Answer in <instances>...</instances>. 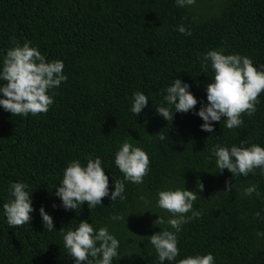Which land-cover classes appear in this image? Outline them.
<instances>
[{"label": "trees", "instance_id": "1", "mask_svg": "<svg viewBox=\"0 0 264 264\" xmlns=\"http://www.w3.org/2000/svg\"><path fill=\"white\" fill-rule=\"evenodd\" d=\"M180 25L191 35L181 34ZM26 41L46 59L62 60L68 79L50 90L54 103L47 113L13 116L0 105V264H75L63 235L82 220L118 239L112 264H161L149 237L174 229L153 223L171 216L158 207V193L184 187L197 192L193 207L202 215L182 225L179 255L163 264L209 253L214 264H264V174L259 168L247 176L221 172L211 151L242 143L264 147V92L256 113L242 114L239 128L228 129L222 117L207 132L196 114L214 79L211 62L202 67L209 50L264 65V0H196L183 7L176 0H0V70L7 51ZM176 78L198 100L187 113H175L164 101ZM137 91L149 99L139 116L130 111ZM161 104L171 107L173 121L157 114ZM161 130L164 140L156 135ZM125 140L150 157L143 183L125 180L115 164ZM96 157L109 177V196L92 209L85 202L66 210L56 195L65 168ZM115 180L125 183L123 200H111ZM14 182L28 185L34 208L30 223L15 227L3 208L13 199ZM251 185L259 195H243ZM41 207L53 218L51 231Z\"/></svg>", "mask_w": 264, "mask_h": 264}, {"label": "clouds", "instance_id": "2", "mask_svg": "<svg viewBox=\"0 0 264 264\" xmlns=\"http://www.w3.org/2000/svg\"><path fill=\"white\" fill-rule=\"evenodd\" d=\"M178 6L195 4L196 0H176ZM181 34L191 35L183 25L178 27ZM211 62L214 70V79L206 86L207 104L202 106L196 113L204 123L202 130L213 132V122H220L226 117L224 124L228 129L239 128L243 124L242 114L253 116L260 103L259 95L264 92V65L258 69L254 66L251 58L240 54H225L223 49L209 50L203 56L202 67H207ZM64 62L62 60H48L38 48L31 46L26 41L22 46L15 43V47L7 51L3 59V68L0 70V105L13 116L29 114L35 116L47 113L54 103V95L50 90L57 88L62 82L67 81L64 75ZM190 85L176 78L166 89L164 101L169 106H174L175 113H187L195 109L198 100L189 90ZM148 97L141 91L133 94V103L130 111L139 116L148 105ZM158 115L167 121H173L174 116L171 107L163 104L156 107ZM161 140L166 139L162 130L157 133ZM216 157L218 169L222 172L229 170L233 176L249 173L255 174L257 168L264 174V147L251 144L245 147L233 145H216L211 149ZM115 164L124 174V179L132 183H143L144 177L149 172L150 157L138 146H134L125 140L115 154ZM200 191L203 184L198 183ZM233 185L229 182L227 192L232 190ZM28 185L22 182H14L10 185V194L13 197L4 203L3 208L10 226H23L30 223L31 213L34 211L32 195L26 190ZM114 191L111 192V200L125 199V183L123 180H115ZM253 193L259 195L257 186L251 185L244 189L243 195L250 196ZM56 195L62 200L66 210L77 209L87 202L89 209L102 204V199L109 196V177L102 167L100 157L88 158L87 165L82 166L79 160H72L64 170L63 179L56 191ZM143 199V197H141ZM197 192L184 188L175 190H162L158 193L157 205L159 208L171 213L165 220L159 216L154 225L167 224L169 228H163L149 237L154 246L158 259L163 264L165 260L175 261L179 255L178 233L183 224L192 219L199 218L202 213L194 210V202L197 200ZM191 212V216L187 214ZM45 229L53 230V218L43 207L40 208ZM259 216V213L256 214ZM115 219L122 217L113 216ZM64 232L63 228L60 230ZM264 235V233H261ZM64 247L68 250L75 264H112L114 257L118 255L119 241L109 233L107 227H101L98 231L88 220H82L76 230L69 229L63 235ZM89 256L93 259L90 260ZM214 256L206 255L188 256L180 259L177 264H214Z\"/></svg>", "mask_w": 264, "mask_h": 264}]
</instances>
